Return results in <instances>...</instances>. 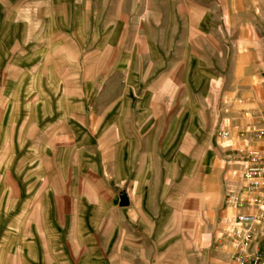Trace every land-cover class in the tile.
<instances>
[{
    "label": "rangeland",
    "instance_id": "rangeland-1",
    "mask_svg": "<svg viewBox=\"0 0 264 264\" xmlns=\"http://www.w3.org/2000/svg\"><path fill=\"white\" fill-rule=\"evenodd\" d=\"M251 150L264 0H0V264H239Z\"/></svg>",
    "mask_w": 264,
    "mask_h": 264
},
{
    "label": "built area",
    "instance_id": "built-area-1",
    "mask_svg": "<svg viewBox=\"0 0 264 264\" xmlns=\"http://www.w3.org/2000/svg\"><path fill=\"white\" fill-rule=\"evenodd\" d=\"M241 184L227 190V206L239 211L229 217L226 232L236 242L239 264H264V152L247 153Z\"/></svg>",
    "mask_w": 264,
    "mask_h": 264
},
{
    "label": "crops",
    "instance_id": "crops-1",
    "mask_svg": "<svg viewBox=\"0 0 264 264\" xmlns=\"http://www.w3.org/2000/svg\"><path fill=\"white\" fill-rule=\"evenodd\" d=\"M13 43H14V45L13 46H16L17 44H18V42L17 41H13ZM24 49V48H23ZM15 51H16V49H15V47L13 48V49H9L8 51H7V53H10V55H8V56H13V54L15 53ZM23 53V52H22ZM24 53H26V52H24ZM24 53L22 54V55H24Z\"/></svg>",
    "mask_w": 264,
    "mask_h": 264
}]
</instances>
